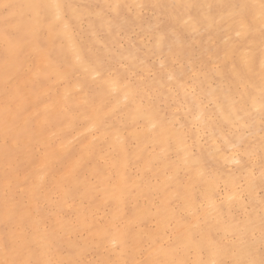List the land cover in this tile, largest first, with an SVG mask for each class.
<instances>
[{
    "label": "bare ground",
    "instance_id": "1",
    "mask_svg": "<svg viewBox=\"0 0 264 264\" xmlns=\"http://www.w3.org/2000/svg\"><path fill=\"white\" fill-rule=\"evenodd\" d=\"M146 1L89 0L88 6L77 8L71 0H0V4L64 6L60 19L56 18L54 8L41 13L19 55H14L4 42L0 16V167L3 172L0 192L4 193V202L0 201V261L11 257L13 236L20 231V213H6V202L9 209L12 205L27 209L23 214L24 228L31 234V258L41 261L81 260L84 264H97L110 260L121 264L128 260L130 264L134 261L168 264L173 259L210 260L213 257L207 250L209 239H230L234 231L242 232L250 227L256 230L259 248V228L264 215V197L258 189L264 171V124L259 110L264 80V36L261 35L264 25L259 20L258 8L251 10L245 16L251 30L237 37V23L230 16L231 9L224 6L259 5L260 0H166L175 9L172 19L186 32L193 33L191 37L199 30L200 33L217 31V35L210 36L213 39L207 37L203 41L206 43L203 49H207L212 62L211 72L204 74L208 69L205 68L198 76L196 68L189 65L188 72L191 69L196 78L197 90L181 82L163 57L156 59L161 66L157 72L162 73L158 75L160 78L155 75V79L140 83L131 72L115 71L107 65L106 58L112 52L110 43L116 39L117 30L127 24L117 27L115 18L106 15V9L111 7L114 16H119L118 7L126 2L136 7L135 12L138 8L140 14ZM85 15L88 34L83 40L77 23L81 24ZM158 27L148 28L153 42L142 41V48L167 54V58H182L184 42L180 34L174 32L175 41L171 43ZM233 34L236 39L230 37ZM214 39L222 40L216 44ZM138 49L136 45L122 48L117 56L128 62L129 68L139 67L148 74L146 53ZM203 49L200 47V51ZM75 71L81 72L82 77H74ZM166 79L177 83L182 98L190 97L196 107L194 114L189 104L182 111L191 119L190 127L194 124L196 128L197 151L184 123L176 115L166 117L159 100L156 102L148 92L150 86L160 84L158 97L161 98ZM90 81L96 84V93L89 86ZM168 91L174 96L172 86ZM169 92L165 94L168 96ZM203 94L211 102V109L207 102H202ZM45 96L49 100L44 102ZM17 114L15 124H11V117ZM6 116L11 129L8 136L17 135L18 142L8 138L6 143ZM220 124L233 127V133H223ZM205 137L210 140L208 146L203 143ZM222 145L230 152L224 151ZM203 146L205 149L210 146V158H220L235 165V169L229 171L228 165L229 172L225 171L228 173L224 176L218 169L208 167L201 154L205 150ZM257 154L261 156V166ZM19 163L27 165L25 175L16 171ZM73 165H78L74 178L61 185V177ZM6 176L13 184L7 195ZM49 179L53 186L48 187V195L56 193L52 200L58 208L52 212L53 227L46 225L39 211L42 198L38 196ZM25 180L31 181L29 187L25 186ZM17 186L23 189L20 188L22 192L18 189L19 194L27 197L26 207H21L25 202L16 195ZM175 202L181 204L176 206ZM104 206L109 210L105 211ZM66 207L74 208L73 218L62 215L61 209ZM237 211H242L244 216L239 218ZM2 224L9 227L7 232ZM192 237L204 241L203 251L197 249ZM58 241L65 243L67 252L59 251ZM93 249H99L100 254L88 260Z\"/></svg>",
    "mask_w": 264,
    "mask_h": 264
},
{
    "label": "rangeland",
    "instance_id": "2",
    "mask_svg": "<svg viewBox=\"0 0 264 264\" xmlns=\"http://www.w3.org/2000/svg\"><path fill=\"white\" fill-rule=\"evenodd\" d=\"M73 3H74V5H76L77 6V8L78 7H85V6H88L89 5V0H71ZM152 1V2H151ZM153 2H154V0H147L146 2H144L143 3V7L141 6V8H140V10H141V13L139 14V9L137 8V10H136V12H135V9H136V7L135 6H133L132 4H130V5H132V6H128V4H125L126 2H124L123 4L121 3L120 5H119V7H118V11H119V16L117 15V16H114V13H113V11H112V8L111 7H108L107 9H106V15L108 16V17H112V19H114V21H115V25L117 26V27H119L120 25H123V24H127L126 25V27H124V28H120L119 30H117V32H116V34L114 35V38H116V39H114V40H112V43H110V46H111V51L112 52H110V56L108 55V58H106V62H107V65H109V66H112V68H114L115 69V71H125V72H131V75L132 76H134V75H136V77L137 78H135V80H137L139 83L140 82H142V81H146V80H148V79H155L156 78V76L158 77V78H160L159 76H161L162 75V73L161 72H159V73H157L160 69H161V66L159 67V61L158 60H156V59H160V57H163L164 58V60H165V63H166V66H168V68L170 67L172 70H174L175 72H176V74H177V76H178V79H180V81L182 82H184V83H189L188 84V86L190 85V86H194V88H195V90H197L196 88H197V81L195 80L196 78H193L194 76H192V72H191V69L189 70V72H188V69H189V67L191 66V65H193L194 66V69H195V71L197 72V74H198V76H200L199 75V72H201V70L203 69V71L205 70V68H208V69H206V72H204V74H206V73H208L207 71H209V72H211L210 71V69H212V65L210 64V63H212L211 62V59L209 58V57H207L208 55H207V49H203L204 47L206 48V43L204 42L203 43V41H205V39L207 40V37H210L211 35V37H213L216 33H217V31H215L214 32V30H209L208 32H206L207 30H203L202 32L203 33H200V31L201 30H199L198 32H197V34H195L194 35V37H193V40L194 39H197L196 40V42L198 43V45H197V43L196 42H194L193 40H192V37H191V35L193 34V33H191L190 31H188L187 30V32H186V29H184V27H182V26H180V24H178V23H176V21L174 20V19H172L173 17L171 16V13H173L174 12V8H173V6H172V4L170 5V3L168 2V1H161V3H159L160 2V0L158 1V0H155V4H153ZM157 2V3H156ZM145 4V5H144ZM153 4V5H152ZM162 5V6H161ZM163 5H164V7H163ZM111 6V5H110ZM170 6V8H168ZM135 7V8H134ZM133 9V11H130V10H126V9ZM144 9V10H143ZM148 10V11H147ZM149 10L151 11V12H149ZM130 11V12H129ZM154 11H155V14H154ZM180 11V10H179ZM182 11V10H181ZM194 11H196V9H194L193 10V12ZM137 13V15H135V16H137V17H139V18H137V17H135L134 16V14H136ZM153 13V14H152ZM179 13V12H178ZM164 14V15H163ZM154 15H156V17H154ZM159 15V16H158ZM146 16V17H145ZM163 16V17H162ZM125 17V18H124ZM157 18V19H156ZM87 19H88V16L87 15H85L84 17H83V19L81 20L82 21V23L80 24V23H77V27L79 26V28H80V31H81V36H82V39L83 40H85L86 39V37H87V34H88V31H87ZM162 20V22H160L159 23V21H161ZM169 20V21H168ZM166 21H168V22H166ZM157 23H159V24H157ZM164 23H167V24H164ZM80 24V25H79ZM156 24V25H155ZM83 25V26H82ZM84 25H86V26H84ZM152 25V26H151ZM159 27H158V26ZM178 25H179V28H178ZM151 28V27H158V28H160L161 30H163L164 32H165V34H166V38H167V40L168 41H171V43H174V41H175V39H174V32H176V33H178V34H180V36H181V39H182V41L184 42L183 43V53H184V56L181 58L180 56H178L177 58H167L168 57V55L167 54H159V53H157V51H154V50H151V51H146L144 48H142V46H141V43H143L142 41H145V40H149V41H151V39L153 40V36L150 34V32H149V30H148V28ZM171 28V29H170ZM174 29V30H173ZM184 29V30H183ZM202 29H204V28H202ZM173 30V31H172ZM79 31V30H78ZM171 31V32H170ZM178 31V32H177ZM190 32V33H189ZM188 33V34H187ZM120 34V35H119ZM132 34V35H131ZM191 34V35H190ZM131 35V36H130ZM176 35V34H175ZM186 35V36H185ZM199 35V37L198 38H196L197 36ZM200 35H202L201 37H200ZM207 35V36H206ZM217 35V34H216ZM219 35H222V34H220L219 33ZM144 36V37H143ZM188 36H190V37H188ZM236 36H237V34H236ZM235 36V34H233L232 36H230L231 38H234L235 37V39L238 37H236ZM84 37V38H83ZM188 37V38H187ZM210 37V38H211ZM140 38V39H139ZM144 38H146V39H144ZM189 38H191V42H190V39ZM202 38V39H201ZM221 38H223V35H222V37ZM121 39H122V41H121ZM143 39V40H142ZM211 39H213V38H211ZM117 40V41H116ZM215 40V39H214ZM222 39H218V40H215L214 42H216V44L219 42V41H221ZM209 41H212V40H209ZM208 41V42H209ZM132 42V43H131ZM153 41H151V43H152ZM192 42H194V43H192ZM207 42V41H206ZM214 42H211V43H213L214 45H215V43ZM119 43H121V44H119ZM189 43V45H187V44ZM200 43V44H199ZM132 45H136V47L137 48H139L138 49V51L139 52H141V53H146V59H148L147 61L149 62V67H150V69H149V72H148V74L146 73V72H144V71H142L141 70V68H139V67H136V68H129V66L127 65L128 64V62H126L124 59H121V58H119L117 55H118V52L122 49V48H125V49H127V48H130V46H132ZM205 45V46H204ZM200 47H201V49H203L202 51H200ZM189 48H191V49H189ZM191 50V51H189V50ZM221 50V49H220ZM142 51H146V52H142ZM195 52V54H197L196 56H197V58H196V56H195V54H194V52ZM206 52V53H205ZM200 54H201V56H200ZM157 55H159L158 57H157ZM161 55V56H160ZM193 56V57H192ZM155 57V58H154ZM153 58V59H152ZM174 59H175V62L173 63L172 61H174ZM189 59H190V63L188 62L189 61ZM202 59V60H201ZM123 60V61H122ZM172 60V61H171ZM188 60V61H187ZM196 60V61H195ZM123 63V65H124V67H123V65H122V63ZM180 65L181 63V67L179 66V65H177V63ZM181 62V63H180ZM187 62V63H186ZM202 63V64H201ZM203 63H204V65H203ZM120 64V67L118 66ZM191 64V65H190ZM198 64H200V65H198ZM210 64V66H207V65H209ZM117 65V66H116ZM190 65V66H189ZM219 65H221V64H219ZM172 66V67H171ZM153 67V68H152ZM113 69V70H114ZM157 69V70H156ZM129 70V71H128ZM132 70V71H131ZM135 70V71H134ZM198 70V71H197ZM150 71H151V73H150ZM203 71H202V73H203ZM153 72V73H152ZM155 72V73H154ZM78 73V74H77ZM150 73V74H149ZM181 73H183V75L181 74ZM189 73V74H188ZM81 74V72L79 73V72H76L75 71V73H74V77H78V78H81L82 77V75H80ZM153 74V75H152ZM181 74V75H180ZM139 75H141V77H139ZM152 75V76H151ZM156 75V76H155ZM159 75V76H158ZM185 75H186V77H185ZM155 76V77H154ZM189 76V77H188ZM226 76L229 78L230 77V75H229V73L227 72V74H226ZM126 77H128V74L126 75ZM146 78V79H145ZM143 79V80H142ZM194 79V80H193ZM201 79V78H200ZM139 80H141V81H139ZM191 80V81H190ZM89 83V86L92 88V89H94L95 88V86H96V84H94V82H93V84H91L92 83V81H90V82H88ZM180 83V82H179ZM165 84H166V86H167V88H166V86H165V88L163 87V89H164V92H162L163 94H165L166 93V91H167V93L169 92L168 91V89H170V87L172 86V89H173V94H174V96H172L171 95V93H170V95L168 94V96H167V98H166V96H164L163 94H162V96H161V98H159L158 96H160L159 95V92H160V90L159 89H162V87H160L159 85L160 84H157V86L155 87V86H153V88H156L155 90L150 86V89L148 90V92L149 93H151V96L153 97V98H155V101L157 102V100H159V106H160V109H161V111H162V113H166L165 114V116L166 115H168V116H166V117H169V115L171 116V115H176L177 116V118L178 119H180V121L182 122V123H184V127L186 128L185 130L188 132V134H190V136L192 137V139H194V141L196 140L195 139V126H194V124L192 125V127H190L191 125V119H189L187 116H185V113L182 111V109H184V111H185V109H186V107H188V104H189V110L190 111H193L192 112V114H194L195 112V110H196V107L194 106V103H193V101L191 100V102H190V97H186V98H182V96L180 95V93H179V91H178V89H177V87H178V84L177 83H170V80H168V79H166L165 80ZM171 85V86H170ZM169 87V88H168ZM239 88V89H238ZM206 90V89H205ZM158 91V93H156ZM163 91V90H162ZM237 91L239 92L240 91V87H237ZM177 92V93H176ZM197 92V91H196ZM95 93H96V88H95ZM157 94V95H156ZM204 96V97H203ZM46 98V99H45ZM176 98V99H175ZM177 98H178V100L180 101V103H177L178 102V100H177ZM49 100V96L47 97V96H45L44 98H43V101L45 102V101H48ZM201 100H202V102L204 103L205 102V104H206V102L208 103V104H206V106L208 107V109H211L212 108V104H211V102H208V100L207 99H205V94H203L202 95V98H201ZM182 101H184L186 104H187V106H186V104L184 105V102H182ZM183 105H182V104ZM179 104L180 105H182V106H179ZM211 104V105H210ZM180 108H179V107ZM176 107H178L177 109H176ZM182 107V108H181ZM190 107H191V109H190ZM168 108V109H167ZM172 108V109H171ZM175 109V110H174ZM179 109H181V110H179ZM182 112V113H181ZM171 113V114H170ZM184 114V115H183ZM220 125H221V127H220ZM219 125V129L220 130H223L222 132L223 133H225V134H232L233 133V130H234V128L233 127H229L227 124H220ZM190 127V128H189ZM192 128H194V129H192ZM232 128V129H231ZM189 129H191V131L192 132H190V130ZM229 129V130H228ZM194 130V131H193ZM227 130L229 131V132H227ZM230 132H232V133H230ZM194 137V138H193ZM207 138L205 137L204 138V140H203V143H205V145L206 146H208V145H210V142H209V144H208V141H210V140H206ZM253 139H255V138H253ZM252 139V140H253ZM193 141V142H194ZM207 142V143H206ZM204 145V146H205ZM204 146H203V149H205L204 148ZM210 147V146H209ZM209 147H206V149L205 150H203L202 152H201V154H202V156H203V158H204V161L206 162V164H207V166L208 167H211L212 169H214V170H216L217 171V169H218V172H221V174L222 175H226V173H228L229 171H232L233 169H235V165H230V164H228L227 162H225V161H223V160H221L220 158H210L209 156V153H208V148ZM222 147H223V149H224V151H226L227 153L228 152H230L229 151V149L228 148H226L224 145H222ZM194 149L197 151V146H196V141L194 142ZM210 150V149H209ZM34 153H35V159H37L38 157H36L37 155H38V152H37V149H36V147L34 148V151H33ZM33 153V154H34ZM37 153V154H36ZM257 161L259 162V164H260V166L262 165L261 163V156H260V154H257ZM215 159L217 160V161H215ZM221 161H220V160ZM246 159L244 158L243 159V163H246L247 161H245ZM35 163L37 162V161H34ZM33 162V163H34ZM218 162L220 163V164H218ZM223 163V164H222ZM226 163V164H225ZM248 163H250V162H248ZM211 164V165H210ZM226 165H227V167H226ZM228 165H229V167H230V170L228 169ZM241 165V164H240ZM56 166H57V168H59V166H60V163H58V164H56ZM221 167H222V170L220 171V169H221ZM226 167V169H224ZM233 167V168H232ZM216 168V169H215ZM3 170L4 171H6V168H3ZM20 171V175L23 173L24 175H25V171L27 170V165L26 164H21V163H19L18 164V166H16V171ZM29 170V169H28ZM229 170V171H228ZM59 171L61 172L62 171V168H60L59 169ZM225 171H228V172H224ZM3 172H2V170H1V167H0V178H1V174H2ZM27 174H29L28 173V171L26 172ZM258 172H255V176L257 177L258 175H259V173L257 174ZM22 174V175H23ZM26 174V175H27ZM257 174V175H256ZM240 176H243V174H241ZM259 177V176H258ZM242 178V177H241ZM28 180H30L29 178H27ZM28 180H25V183L24 184H26L25 186L26 187H29L30 185L29 184H31V181H28ZM259 180V178H257V181ZM24 184H22L21 186L23 187L24 186ZM29 186H28V185ZM49 185V186H48ZM51 185V186H50ZM53 186V184H52V182H51V180L49 179L48 180V182H47V184H45V188L42 190V192L40 193V195L38 196V197H41L42 198V201L40 202V204H39V211H40V214L42 215V217H44V221L46 222V225H48V227H53V220H54V214L53 213H55L56 211L55 210H57L58 208H55L57 205L55 204V202H53V200H52V198L53 197H56V193L54 194L53 192L52 193H50L49 195H48V191H49V188H51ZM19 187V188H18ZM22 187H20V186H17V190H16V195L18 196V198H21V201H22V203L23 202H25L27 199H25V198H27L25 195H23L22 193L21 194H19L20 192H22V191H20V188H21V190H26V188L25 187H23V189H22ZM49 187V188H48ZM18 189H19V191H18ZM47 191H46V190ZM258 189H259V192H261L260 194L264 197V183H260L259 182V187H258ZM261 189V190H260ZM28 190V189H27ZM45 191V192H44ZM48 195V196H46L45 197V195L46 194ZM21 195V196H20ZM53 195V196H52ZM24 196V197H23ZM51 196V197H50ZM3 197V198H2ZM48 197V198H47ZM16 198V197H15ZM17 198V199H18ZM45 198H47V199H45ZM24 199V200H23ZM19 200V199H18ZM50 200H51V202H50ZM77 199H75V200H73V202H74V204H76L78 201H76ZM0 201H2V203L4 202V193L2 194L1 192H0ZM76 201V202H75ZM248 201H250V199H248ZM181 203L180 202H175V205L177 206V205H180ZM27 206V203L25 202L21 207H26ZM49 207V208H48ZM67 208V209H66ZM66 208H63V209H61L62 210V215H64L66 218H73V216H74V208H72V207H66ZM104 208H106V209H104L105 211H108L109 210V207H107V206H104ZM54 210V211H53ZM49 212H51V213H49ZM53 212V213H52ZM242 212V211H241ZM240 211H237L236 212V214L239 216V218H241L240 216L242 215V217L244 216V214L243 213H241ZM65 213V214H64ZM53 214V215H52ZM49 215V216H48ZM72 216V217H71ZM46 217V218H45ZM52 218V219H51ZM47 219V220H46ZM147 226H149L150 227V223H147L146 224ZM2 228L4 229V232H7V228H9L7 225H3L2 224ZM64 242H66L65 240H64ZM58 243H60V244H58ZM62 244V245H61ZM57 245H58V248H59V251H63V252H67L68 251V247L65 245V243L63 244L62 242H57ZM67 247V248H66ZM65 249V250H64ZM100 250L99 249H93V250H91L88 254V256H87V259L88 260H90V259H95L96 258V256L97 255H99L100 254V252H99ZM91 252H92V254H91ZM96 256H95V255ZM91 256V257H90ZM94 257V258H93ZM98 257V256H97Z\"/></svg>",
    "mask_w": 264,
    "mask_h": 264
},
{
    "label": "snow or ice",
    "instance_id": "3",
    "mask_svg": "<svg viewBox=\"0 0 264 264\" xmlns=\"http://www.w3.org/2000/svg\"><path fill=\"white\" fill-rule=\"evenodd\" d=\"M71 7V6H69ZM231 9L230 16L237 23V35L243 34L245 31H250L252 25L246 22L245 16L251 10H259V20L264 25V0H260L259 5L255 4H239V5H227L224 6ZM49 8L56 10V18H61V12L64 8L61 4L46 5L39 3L31 4H15V3H3L0 4V16H2L3 25V38L6 46L14 55H19L23 51V43L26 37L32 32L34 23L39 20L41 13ZM261 35L264 36V28H262ZM264 68V65H262ZM260 114L261 123L264 124V80L260 87ZM17 116L11 117V124H15ZM6 129V143L10 138L13 141L18 142L17 135L13 134L10 137V122L6 116L5 120ZM262 148H264V137H262ZM78 165H73L66 173L61 177L60 184L65 182H71L74 178ZM261 182L264 183V171L261 173ZM5 194L13 188V184L5 177ZM264 204V201H262ZM6 213L15 215L20 213V231L18 235L13 236L11 242V257L0 261V264H84L81 260H58V261H41L31 258L33 250L30 246L31 234L24 228V212L27 209H21L16 205H12L9 209L6 202ZM192 242L197 246L199 251H203L204 241L197 240L196 237H192ZM50 244L51 241H48ZM114 246L116 241H113ZM257 245V235L254 227H250L242 232H233L231 238H225L224 240L209 239L207 242V250L212 254V259L205 260L203 258L198 261H190L188 259H173L168 264H264V215L261 216L260 228H259V248ZM190 251V249H189ZM6 255L9 252V244H5ZM27 255V258H25ZM97 264H114L113 261H98ZM121 264H130L128 260H124ZM132 264H149L148 261L132 262ZM155 264V262H153Z\"/></svg>",
    "mask_w": 264,
    "mask_h": 264
}]
</instances>
